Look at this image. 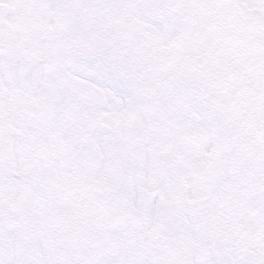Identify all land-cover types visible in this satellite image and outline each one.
I'll use <instances>...</instances> for the list:
<instances>
[{
    "label": "snow or ice",
    "instance_id": "6c2138e0",
    "mask_svg": "<svg viewBox=\"0 0 264 264\" xmlns=\"http://www.w3.org/2000/svg\"><path fill=\"white\" fill-rule=\"evenodd\" d=\"M0 264H264V0H0Z\"/></svg>",
    "mask_w": 264,
    "mask_h": 264
}]
</instances>
